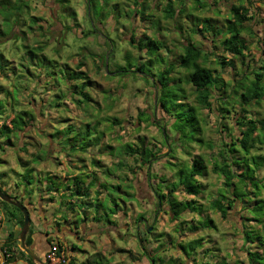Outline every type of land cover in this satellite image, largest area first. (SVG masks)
I'll return each instance as SVG.
<instances>
[{"label": "crops", "instance_id": "1", "mask_svg": "<svg viewBox=\"0 0 264 264\" xmlns=\"http://www.w3.org/2000/svg\"><path fill=\"white\" fill-rule=\"evenodd\" d=\"M179 1L182 2L179 4ZM204 1H208L210 7L200 6ZM169 2L176 11H184L182 16H177V21L163 18V9ZM228 2H222L218 10L221 7L226 10ZM212 4L213 0H108L106 5H98L102 14L92 16L102 19L104 25L94 22L93 28L89 24L91 16L88 23L81 22L80 10L67 4L56 10L58 21L51 19L62 38H50L42 32L46 34L45 40L35 45L21 43L22 36L21 39L11 37L0 41V48H3L0 49V66L3 67L0 85L4 89V92L0 91V102L15 110L16 99L20 105L21 96L26 100V110H33L36 120L41 119L47 129L48 145L40 165V184L44 187V190L40 188L43 192L38 199L42 200L41 228H33L32 223L29 226L32 230L30 245L41 260L44 257L42 251L47 250L45 241L49 234L46 233L58 235L56 240L61 243L64 254L59 264H248L247 251L264 257V189L248 190L247 197H236L231 222L222 219L220 212L211 206L212 201L220 197L224 180L210 171V164H207L205 176L196 177L200 184L199 194L187 195L177 188L169 195V188L176 183L175 165L189 167L193 157L203 155L206 158L209 150L197 147L199 151L194 153L195 146L182 148L179 142H172L173 134L167 126L164 132L160 131L159 127L164 125L163 113L156 107L163 117L160 124L153 111L146 109L148 102L144 99L150 87L153 110L156 91L140 74L131 75L120 85L115 78L117 66L125 65L127 55L137 57L138 63L149 59L144 50L137 52L135 48L136 42L145 37L164 42L159 51L161 56L171 60L180 55L182 37L189 34L191 26L189 17L206 16L221 21ZM206 11H213V14ZM178 23L181 32L177 29ZM255 25L257 23L252 21V26ZM103 28L116 30V35L108 31L106 37L97 35V29ZM131 37L134 43H131ZM191 38L196 47L201 43L207 50L208 42L200 35L193 34ZM116 43L121 45L114 48ZM91 44L95 50L89 47ZM22 46L43 47L42 52H37L40 61L35 58L30 61L23 55ZM69 52H72L71 58ZM23 56L32 68L20 70L19 76L15 66L24 62ZM98 60H102L99 65ZM80 64L82 66L78 68ZM11 67L13 71L8 70ZM71 72H83V79L68 82ZM130 81L136 85L141 81L146 87H135L129 95L126 91ZM73 85H76V91L83 85L90 98L87 103L79 102L78 95L70 96ZM110 87H113L112 92L116 88V95L111 94ZM262 106L264 104L253 111L259 119H264V114L256 109ZM113 108L118 114H103H109ZM121 109L125 111L120 117ZM72 111L77 114L73 115ZM140 113L145 114L141 120ZM12 117L13 112L6 123ZM115 119L118 124L112 125ZM130 124L134 135L126 137ZM150 126L158 128V137L144 133ZM117 127L120 129L114 130ZM81 128H86L84 137L72 134ZM218 137L213 142L218 141ZM141 143L154 154L147 163L142 162L140 152L127 153V148ZM255 154L264 157V147ZM210 174L216 179L214 187ZM263 177L264 163L255 168V178ZM5 180H0L2 191L7 185H4ZM22 181L17 186L9 180L8 188L22 187L23 195L32 196L33 185ZM49 186L51 189L46 190ZM183 205L184 210L175 217L174 211ZM1 206L3 215L13 213L11 207ZM52 213L53 218H50ZM17 218L16 215L14 220ZM2 219L0 214V224ZM52 219L62 222L59 227L56 223L51 233ZM238 223H242L243 231L251 236L246 243L242 241L244 234L236 229ZM3 229L0 225V248L9 235L5 236ZM16 229L17 224L13 237ZM13 249L12 245L10 255L13 260L10 262L0 250V264H30Z\"/></svg>", "mask_w": 264, "mask_h": 264}, {"label": "trees", "instance_id": "2", "mask_svg": "<svg viewBox=\"0 0 264 264\" xmlns=\"http://www.w3.org/2000/svg\"><path fill=\"white\" fill-rule=\"evenodd\" d=\"M197 2V0H195ZM229 1V0H225ZM69 0H53V3L64 7ZM108 0H86V7L89 11H94V15L100 13V4L106 5ZM182 1H179V4ZM224 0H213V4L217 12L218 7ZM264 3V0H231L226 7L227 16L221 21L210 17H200L193 19L189 17V34L182 37L180 43L182 53L169 60L161 56L159 51L163 49L164 42L157 41L145 37L136 42L137 52L145 51L149 59L138 63L137 57L127 55L125 65L117 66L114 73H131L132 76L140 74V77L146 82L152 84L155 89V110L158 107L163 113L164 125L159 127L161 132L166 130V126L173 134L172 142H179L182 148H192L193 146L206 148L209 154L206 158L203 155H196L192 158L190 166L175 165L177 170L175 173L176 183L171 185L168 194L171 195L177 188L187 195H197L200 192V184L196 177H203L207 174V164L211 165L210 171L213 174L223 177L224 189L219 198L212 201L211 206L220 212L222 219L226 221L233 220V209L236 197L245 198L248 196V190L264 189V177L262 179L255 178V168L264 163V157L256 155L255 152L264 147V119H259L254 115V109L264 104V36L255 37L260 44V52L263 59L260 60L258 67H250L242 62L245 52L249 51L246 35L252 37L254 35L250 26L246 22L253 21L256 23V3ZM99 5V7H98ZM200 6H207L208 1ZM28 4L24 0H18L14 3L0 0V18L3 29H0V41L21 39L20 35L15 34L13 26L18 24V18L25 10ZM99 10V12L97 11ZM181 11V10H180ZM176 11L171 2L167 3L163 9V18L177 21V16H182L184 11ZM215 13V14H216ZM252 13V15H251ZM250 14V15H249ZM177 29L181 32V25L178 23ZM1 27V25H0ZM23 32V31H22ZM200 35L203 40L208 42L207 50L202 48L200 43L198 47L192 42V35ZM247 37V38H248ZM23 38V37H22ZM131 43L135 40L130 39ZM23 55H27L30 61L34 58L40 61L37 52H42L43 47L37 46L29 48L22 46ZM226 55L231 58L226 59ZM135 60L134 65L130 63ZM24 61V56L22 58ZM147 64V67L144 65ZM239 62L238 64H236ZM82 64L78 65L80 68ZM243 66L246 68L243 69ZM21 67H23L21 65ZM231 70L232 78L226 81L222 77V72L226 69ZM0 69H3L0 66ZM260 69V71H257ZM24 68H22V71ZM25 70H28L26 68ZM68 74V73H67ZM84 76L83 72L69 73L67 81L78 80ZM151 81V82H150ZM186 87L190 89L188 92ZM76 85L71 86L69 91L78 95L81 99L79 102L87 103L89 96L82 87L76 91ZM0 91L4 92L0 85ZM193 97V99H190ZM16 99V98H15ZM73 99V98H72ZM192 100V101H190ZM170 103V104H169ZM19 102L16 99L14 107H4L0 102V135L6 139H10L12 135L22 132L25 128L30 127L34 118V111L21 110ZM20 109V110H19ZM212 115L218 125L214 132L219 135L218 141L213 142L206 138L205 127L206 121L204 113ZM13 112L12 119L8 123L9 114ZM34 113V114H33ZM154 114V113H153ZM144 113H140L139 119L144 117ZM118 124L117 119L113 120L112 125ZM166 124V125H165ZM70 131V130H69ZM167 138V136H166ZM193 145V146H192ZM127 153L135 155L140 152L142 162L151 161L154 154L150 149L142 143L140 146L127 148ZM34 160H37L34 156ZM256 160H259L258 162ZM24 180L30 183L25 177ZM261 185V186H260ZM47 187L46 190H50ZM5 207H11L18 214L17 222L22 225V214L15 207L0 200ZM178 207V206H177ZM72 208V206L70 207ZM183 208L174 211V216H178ZM7 213L9 219H15L16 214ZM235 224L236 221L234 220ZM236 229L244 234L243 243L251 239L249 232L243 231V224ZM32 230L29 227L28 234L25 239V245L30 246ZM46 240L47 250L42 251L43 261L46 253L50 249L51 242L55 241L59 251L63 249L61 243L55 240L50 233ZM13 234L10 233L0 248L5 259L10 262L13 257L10 255L12 245L16 247L17 242L12 239ZM17 239V237L15 238ZM200 242V241H199ZM198 243V242H197ZM199 244V243H198ZM27 262L33 264L25 253L18 250ZM246 257L248 264H264V257L257 252L247 251ZM45 264H48L45 262Z\"/></svg>", "mask_w": 264, "mask_h": 264}, {"label": "rangeland", "instance_id": "3", "mask_svg": "<svg viewBox=\"0 0 264 264\" xmlns=\"http://www.w3.org/2000/svg\"><path fill=\"white\" fill-rule=\"evenodd\" d=\"M2 1H8L10 3H14L18 0H2ZM27 2L28 4V9L25 10L23 13H21V15L18 18V24L16 26H13V31L15 32V34H18L20 36L23 37L24 40H20V42H24L25 45H35L37 43H39L42 40H45L46 38V34L43 35L42 32H46L48 34V36H50V38H58L61 35L60 30L57 26H55L54 22H52L53 19L58 18V15H56V10H60L59 6L55 3H53V0H24ZM225 1V0H224ZM230 1V0H229ZM232 2H235V0H232ZM71 4L72 8L77 10L79 9V19L82 22L83 20L89 21L90 16L92 17L94 14V11H89L87 10L86 7V0H69L68 5ZM59 8V9H58ZM253 8L257 9L256 12V23L257 25L252 26V21H248L246 22L247 26H250L254 35L251 37H248L249 35H246V39L248 42V47H249V51L245 52V57L242 58V62L246 65H249L250 67H258L260 60L263 59L261 52H260V44L258 43L257 39L255 40V37H259V36H264V3H256L253 5ZM78 11V10H77ZM213 11H206L207 14L212 13ZM77 14V15H78ZM213 14V13H212ZM250 15V14H249ZM252 15V13H251ZM219 19L225 18L227 16V11L225 10V8L221 7L220 11L218 13ZM52 19V20H51ZM59 20V19H58ZM57 20V21H58ZM1 21V19H0ZM94 22H98L102 25H104V21H102V19H99L97 17H92V21L89 23L90 27L93 28L94 26ZM0 29H3L2 26V21L0 22ZM106 29V30H105ZM103 28V29H97L96 34L97 35H102L103 37H106L107 34V28ZM23 31V32H22ZM67 32V31H65ZM108 33L112 34V35H116V30L113 29H109ZM64 35V33H63ZM65 35L69 36L70 33H65ZM248 37V38H247ZM74 38V37H73ZM71 39V38H70ZM52 42V41H51ZM114 48H116L118 45L120 46L121 44L119 43L117 45L114 44ZM82 47L83 44L81 45ZM111 46H113V44H111ZM55 47V45H54ZM86 47V46H85ZM92 50H95V48L93 47V45L91 44V46H89ZM113 48V47H112ZM0 49L3 50V48L1 47ZM22 51H24V49H21ZM72 52H69L68 57L71 58L72 57ZM226 59H230L231 57L229 55L225 56ZM107 60V59H106ZM98 64H101L102 60H98L97 61ZM107 62V61H106ZM109 63V60H108ZM131 64L134 65L135 60L132 59V61H130ZM239 62H237L236 64H238ZM21 65L23 67H21ZM144 65L147 67V64L144 62ZM239 65V64H238ZM25 67H30V69L32 68L31 63H27V61H24L22 63H16L15 66V70L19 73L17 75L21 76L20 70L22 71V68ZM245 66H243V69L246 68ZM8 70L13 71L14 69L11 67ZM257 71H260V69H257ZM116 81L119 82L118 85H120L123 81L125 82L124 79L132 77L131 73H117ZM222 77H224V79L226 81H229V79L232 78L231 75V70L226 69L224 72H222ZM12 80V78L10 79V81ZM14 82H16V79H13ZM138 87V89H142L145 88L146 86L143 84V82H137L136 84H133L132 81H130V83L128 84V89H127V94H131L132 90ZM113 89V87L108 88ZM151 88H147L148 90V94L144 95V99L146 102H148V104H145V106L147 107L146 109H149L152 113L153 111V115L157 117V121L160 122L161 124V120L163 119L162 114L158 111V109H154L152 110V92L153 90H150ZM187 91L189 92L190 89L189 87L187 88ZM116 88L114 87L113 92L111 91V94H115L116 95ZM128 96V95H127ZM190 99H193V97H190ZM19 101H20V105H18V107L21 110H26V108H28L27 104L25 103V99L22 98L21 96L19 97ZM192 101V100H190ZM170 104V103H169ZM144 106V107H145ZM19 109V110H20ZM142 110V109H141ZM26 111H32L30 110H26ZM124 109H121L119 111V115L120 117L122 116V114H124ZM256 111H258L261 114H264V106H262L261 108H257ZM34 114V113H33ZM60 114H64V112L60 111ZM72 114H77L76 112L72 111ZM104 115H114V114H118V111L116 110V108L113 110H110L109 114L106 112H103ZM204 116H206L205 121H206V127H205V136L209 138L210 141H215V139L218 137L217 133L214 132L215 127L218 125L217 120L210 114H207L206 111H204ZM137 120H138V116ZM156 119V118H155ZM120 128L117 127V129L115 128L114 130H118ZM158 128L157 127H152L150 126V129H146L144 133H147V135H151L152 133L155 134V137H158L159 133L158 131H156ZM47 129L45 128V125L42 123L41 119L36 120V117L34 116L31 126L25 128L22 132H18L15 135H12L10 139H6L5 137H2V135H0V174H4L5 176H0V180H5L6 182L4 183L7 184L4 188H3V192L9 194L10 196L16 198L19 202L23 203L26 205L30 219H31V223H32V227L33 228H41V220H40V211H41V205H42V200H38L39 197L41 196V193L43 192L40 188L43 187V185L40 184L41 182V159L44 158V153L47 149V145H48V140L46 138V134L45 131ZM50 131V130H49ZM74 131V130H73ZM76 131V130H75ZM72 132L73 135H79L81 137H84V133L86 131V128H81L79 129L78 132ZM120 131V130H119ZM134 130L133 127H131V124L128 125V128L126 129V137L128 135H134ZM129 136V137H130ZM197 150L199 151V149H197V147H195L193 149V152L196 153ZM34 156H36L37 160H34ZM44 162L43 164H46V161H42ZM54 166L56 165V162L53 163ZM36 170V172L34 171ZM24 177L33 185V195L28 197L27 195H23L22 192L24 190V188L20 187V188H13L10 187L8 188V185H10L8 183L9 180H12L14 182V185H19L22 184V180H24ZM210 181L213 184V187L216 184V179L214 178V175L210 174ZM44 190V187L42 188ZM212 191H215V189H213ZM46 191H44L45 193ZM122 199V198H121ZM107 200V199H106ZM120 202V201H117ZM2 204L0 203V206ZM2 207V206H1ZM10 208V207H8ZM55 209V208H54ZM13 210V209H12ZM46 210V209H45ZM4 208H0V214H2V220H1V226H4V231H5V236L6 234H10L12 232H14V227L17 224V229L15 230L16 235L12 238L14 241L17 242V239H15L19 233V229L21 226L18 224L17 220L13 219H9L7 214H4ZM14 212V210H13ZM17 217L18 214L16 212H14ZM51 213V212H50ZM50 218H53V213L51 214V216L49 215ZM19 218V217H18ZM17 218V219H18ZM57 219H52L51 223L52 226H54L57 222ZM60 222H62L60 220ZM58 222L57 225L58 226L61 225V223ZM28 234V233H27ZM4 236V237H5ZM27 236V235H26ZM3 237V238H4ZM55 240L57 239L56 237H54ZM59 241V240H58ZM14 249L13 250H20L18 248V246L16 247L15 245H13ZM154 256V255H153ZM21 258L24 259L25 261H27L25 259L24 256L21 255ZM156 258V256H155ZM15 259V258H14ZM43 261V259H42ZM45 264V260L43 261Z\"/></svg>", "mask_w": 264, "mask_h": 264}, {"label": "water", "instance_id": "4", "mask_svg": "<svg viewBox=\"0 0 264 264\" xmlns=\"http://www.w3.org/2000/svg\"><path fill=\"white\" fill-rule=\"evenodd\" d=\"M0 200L15 207L22 214V218H23L22 225L20 228H18L19 229V234L17 238L18 248L21 251H23L25 255L29 259H31V261L34 264H44V262L35 254L32 247L25 245L26 235L28 233L30 226V216L26 205L19 202L16 198L10 196L9 194L4 193L1 189H0Z\"/></svg>", "mask_w": 264, "mask_h": 264}, {"label": "built area", "instance_id": "5", "mask_svg": "<svg viewBox=\"0 0 264 264\" xmlns=\"http://www.w3.org/2000/svg\"><path fill=\"white\" fill-rule=\"evenodd\" d=\"M63 251H59L58 245L55 241L51 242L50 249L45 255V262L48 264H59L63 260Z\"/></svg>", "mask_w": 264, "mask_h": 264}, {"label": "flooded vegetation", "instance_id": "6", "mask_svg": "<svg viewBox=\"0 0 264 264\" xmlns=\"http://www.w3.org/2000/svg\"><path fill=\"white\" fill-rule=\"evenodd\" d=\"M30 223H31V219H30ZM53 228H52V231H51V233L54 231L53 229H54V227L55 226H52ZM19 234V233H18ZM58 235L57 234H55V235H53L52 237H57ZM17 238H18V235H17ZM47 238H49V237H47ZM43 259V258H42Z\"/></svg>", "mask_w": 264, "mask_h": 264}]
</instances>
